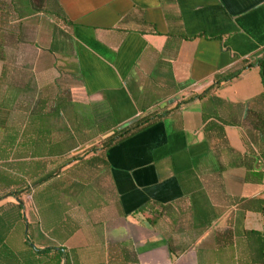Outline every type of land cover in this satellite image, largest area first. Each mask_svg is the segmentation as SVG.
<instances>
[{
  "label": "crops",
  "instance_id": "1",
  "mask_svg": "<svg viewBox=\"0 0 264 264\" xmlns=\"http://www.w3.org/2000/svg\"><path fill=\"white\" fill-rule=\"evenodd\" d=\"M0 99V193L40 197L0 264H252L264 0H0Z\"/></svg>",
  "mask_w": 264,
  "mask_h": 264
},
{
  "label": "trees",
  "instance_id": "2",
  "mask_svg": "<svg viewBox=\"0 0 264 264\" xmlns=\"http://www.w3.org/2000/svg\"><path fill=\"white\" fill-rule=\"evenodd\" d=\"M237 74V71L232 74L227 75H218L211 85L205 90L209 91L211 89L216 88L221 81L228 80L231 77L235 76ZM203 93L198 94L197 96H201ZM4 99H0V104H3L2 101ZM159 116L155 114H142L140 116H136L132 118L131 120L127 121L126 123L118 126L115 128L111 133L106 135L104 138L100 139L98 144L95 146L89 147L88 149H95L96 146L100 149H105L108 146H111L112 144H115L130 135L136 133L137 131L149 126L153 122H155ZM5 147L4 149L0 150V157H5ZM2 173V172H0ZM8 183V178L4 173L0 174V185L6 186ZM19 185L21 186V182H19ZM21 190V189H20ZM28 190V189H24ZM20 191H16L15 193H12L14 200L16 202L13 205H10V207L5 208L0 204V252L5 251V243L2 241L3 232L6 230L5 225L2 224L1 221L4 220H21L24 218L22 213V204L19 202V193ZM249 205L246 207L259 211L263 217H264V201H261L259 199H249L248 200ZM252 203V204H250ZM254 203V204H253ZM148 204H146L147 206ZM144 206V208L146 207ZM245 207V204L243 205ZM142 208L141 210H143ZM149 209V206H148ZM144 209V210H148ZM144 212H149L144 211ZM244 239L246 241V245L249 251V257H247V261H249L252 264H264V232H258L255 230L246 231L244 233Z\"/></svg>",
  "mask_w": 264,
  "mask_h": 264
},
{
  "label": "rangeland",
  "instance_id": "3",
  "mask_svg": "<svg viewBox=\"0 0 264 264\" xmlns=\"http://www.w3.org/2000/svg\"><path fill=\"white\" fill-rule=\"evenodd\" d=\"M82 120H84L86 118V115L83 114L82 115ZM86 123V122H83ZM96 132L94 133V131L90 130V129H80V138H89L91 136H93V134L96 136ZM1 164V163H0ZM4 164V163H2ZM7 193V192H6ZM5 192L0 193V204H3L2 206L5 208L10 207V205H13L16 200H14L13 196L11 194H6ZM19 202L22 204V213L24 218L23 219H31L34 220L38 217V205L36 202V199L40 198L39 196H37L38 194L35 193V191L32 192H28V191H23L21 190L19 192ZM67 207L69 206V203L66 204Z\"/></svg>",
  "mask_w": 264,
  "mask_h": 264
}]
</instances>
